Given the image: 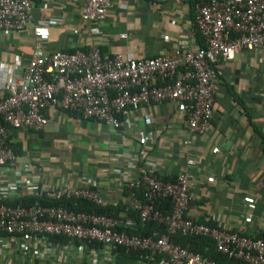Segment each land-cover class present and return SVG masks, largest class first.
Returning a JSON list of instances; mask_svg holds the SVG:
<instances>
[{
  "label": "built area",
  "instance_id": "obj_1",
  "mask_svg": "<svg viewBox=\"0 0 264 264\" xmlns=\"http://www.w3.org/2000/svg\"><path fill=\"white\" fill-rule=\"evenodd\" d=\"M76 1L82 21L89 24L102 21L110 7L109 0ZM32 10V0H0V32L23 31L33 19ZM193 24L202 45L187 41L185 46L160 56L136 59L120 54L103 58L95 45L70 54L45 53L42 42L48 38L53 23L35 21V41L27 64L0 61V168L18 174L9 130L40 131L50 121L46 111L51 108L102 122L115 131H126L136 125L131 115L142 107L170 102L184 115L185 129L204 136L215 112L216 63L228 62L242 50L264 48V0L199 2ZM194 162L192 157L186 160L187 166ZM141 163L133 155L127 167L135 174L120 170L112 173L126 190L127 209L138 213L142 223L155 221L163 225L165 233L131 234L128 229L136 225L133 219L74 212L62 205L8 206L2 202L14 200L16 192L15 184L8 183L0 187V241L6 239L9 245L24 250L36 239L49 242L50 237H64L68 239V244H62L65 257L84 255L87 264H113L114 252L119 248L146 252L144 258L150 264H220L172 243L170 236L180 234L212 240L215 251L228 259L264 264L262 239L187 217L195 201L187 169L174 181H164L155 160H145V167ZM207 180L216 181L214 177ZM23 182L21 179L20 184ZM27 189L30 196L52 201L73 198L96 206L105 204L98 188L87 182L77 187L61 183L43 188L34 180ZM157 199H170L172 211L163 214L156 210ZM249 212L239 215L251 218ZM93 244L101 247L93 248Z\"/></svg>",
  "mask_w": 264,
  "mask_h": 264
},
{
  "label": "crops",
  "instance_id": "obj_2",
  "mask_svg": "<svg viewBox=\"0 0 264 264\" xmlns=\"http://www.w3.org/2000/svg\"><path fill=\"white\" fill-rule=\"evenodd\" d=\"M32 1L33 19L23 31L0 32L1 62L27 64L38 20L53 23L42 42L45 53L70 54L95 45L103 58L160 56L198 41L193 16L195 6L206 0H109L104 19L95 24L82 21L76 0ZM215 69V112L204 136L189 133L184 115L170 102L142 107L131 115L136 125L126 131L51 108L46 111L50 121L40 131L9 130L18 174L0 168V187L15 184V199H20L30 196L27 187L34 180L43 188L87 182L98 188L104 205H124L126 190L112 171L135 174L127 167L135 155L142 167L145 160H155L162 178H176L187 169L195 196L187 217L256 237L264 226V48L242 50L228 62L218 61ZM188 157L195 161L192 166ZM210 177L216 181L208 182ZM248 211L251 218L240 217ZM62 244L36 239L18 250L2 239L0 264H87L84 255L65 257Z\"/></svg>",
  "mask_w": 264,
  "mask_h": 264
},
{
  "label": "trees",
  "instance_id": "obj_3",
  "mask_svg": "<svg viewBox=\"0 0 264 264\" xmlns=\"http://www.w3.org/2000/svg\"><path fill=\"white\" fill-rule=\"evenodd\" d=\"M198 43L202 45V39L198 34ZM164 181H174L175 178H162ZM1 203V202H0ZM5 205L12 207H28L35 203H38L42 206H57L62 205L66 209L74 212H86L97 215H105L107 217L117 218V219H126L130 218L135 221V228L132 230L128 229V232L131 234H140V235H149L152 231H158L159 233H165V227L155 221H147L142 223L139 219L138 213L131 209H127L122 203L117 205H103L96 206L93 203L82 200V199H63L61 201H52L45 198H38L36 196H26L24 198L15 199L12 201L2 202ZM172 201L170 199H157L154 202V208L163 214L170 213L172 211ZM199 223L209 225L211 227H216V224L211 221H199ZM256 238L262 239L264 241V231L256 236ZM50 240H53L58 243H68V239L64 237H50ZM172 243L179 245L182 248H185L191 252L199 253L202 256L214 260L220 264H244L236 259H228L226 256L215 251L212 240L199 237V236H182L180 234L170 236ZM92 247L98 248L101 247L98 244H93ZM115 261L114 264H150L148 263L144 256L146 252L139 250H129L126 251L123 248H119L114 252Z\"/></svg>",
  "mask_w": 264,
  "mask_h": 264
}]
</instances>
